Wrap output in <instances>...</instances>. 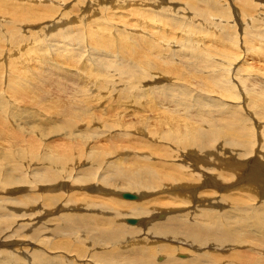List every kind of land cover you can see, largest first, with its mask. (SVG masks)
<instances>
[{
	"label": "bare ground",
	"instance_id": "obj_1",
	"mask_svg": "<svg viewBox=\"0 0 264 264\" xmlns=\"http://www.w3.org/2000/svg\"><path fill=\"white\" fill-rule=\"evenodd\" d=\"M67 1L68 0H0V41L1 40L4 41L5 39V43L1 42L4 44L2 45L6 47L5 45L7 41V44L9 45V47H11L12 50L16 48L20 49L18 50L19 52L17 54L14 53L12 54L15 55V57L22 55L21 56L22 60L25 59V61L30 62L31 60L30 58L26 60L25 55L33 56L36 54L37 56L36 58L38 59H36V61L34 60L32 61L36 62L35 64L39 62L38 63L39 65H37L35 68L29 66V63H24L27 66H23L20 65L18 62H16L19 64L18 65L20 66L19 68L14 64L10 65V62L7 63L4 62L6 64H2L0 62V91L2 94L3 92L6 93L7 97H9L8 99L11 100V102L8 104L14 103L15 106L17 105L20 106L22 104L24 107L26 106V108L27 106H30L33 110L37 109V111L41 109L40 111L45 112V114L50 117V120H48L49 118H45L48 122H51L52 121L51 119H56V120L59 119V121L61 119H64L65 121L68 120L67 122H69V124L73 126L70 127L71 129L69 128L70 130L67 129V131L71 135H73L72 141L76 140L81 135L79 134L80 133V130L78 129L79 127H83L87 130L91 128L92 130L90 131L93 133L97 130V128H100L99 126L96 128L95 125L107 123L104 121L101 122V120L99 121V118L96 117V115H94V113H96L95 108L99 105V103H102L103 105L102 107L106 108L104 107L105 106L104 98L107 97V93H110L111 96L119 93L111 92V90H113L112 88L115 87L113 86L114 83H111L112 81L108 82L109 79L107 81H99L101 80L99 79L100 76H98L99 71L96 69L95 66L96 64L94 65V63H92L91 61V60L93 61L95 60L94 56L90 54V51L89 54L87 51H85L86 46L84 51L85 53L87 52L88 54L87 57L81 56V53H79V56L74 57V59L69 56H65L61 58V56L53 52H51L50 55L51 57H50L48 55V53L50 52H47V49L40 48L42 43H39L38 41L37 43L36 41H31L30 39L29 41L30 44H29V42L27 41V37H22L21 39L20 27H26V24H30L33 22L40 23L41 21L43 22H41L40 24L43 25L44 23L47 22V19L49 20L48 25L46 24V26L44 27L42 26L41 30L42 32L45 33V29H46L47 36H49V38L47 37L46 38L42 37V38L43 40L46 39V41L52 39L54 42L52 44L53 48L54 46L59 48L60 45L58 46V44L62 43L61 44L62 47H60L59 49L60 51L61 50L71 51V49H74L73 48L74 45L72 46L73 41L77 42L79 46L83 44L82 43L83 40H85L91 46V50L92 49L93 50L95 49V51L97 50V53L99 52L98 50L100 49L101 50L106 49L107 51L109 50V52H111L110 50L113 48L115 52L118 54L125 55L126 52L128 58L123 60L124 56L123 57L118 56L119 58L122 59L121 61L122 63L125 61H131V62L133 61L138 64L141 63V65L144 67V69L143 68L142 69L144 71L143 75H145V77L147 76L152 77L154 74H156L154 75V77L158 75L157 78L162 79L161 78L162 76L164 77L163 79H166V81L168 82H174L175 79L176 81L179 80L178 84H184V81H187L189 85L196 84V82H198L200 86H198V84H196V86L202 88L203 91L201 92L208 93L207 95L216 97L217 99H219L221 96H226L227 93L230 92L228 98L238 103L227 104L226 102V104H224L225 103L224 102L223 103L224 107L220 106L217 108L216 107L207 108L204 105L203 107H201L200 104L195 106V103L198 99L195 100L194 104L192 101L193 99L192 100L188 99L189 102H191L192 104L185 103L183 99H187L188 94L190 92L188 91L189 93L187 92L184 93V90L181 89L177 90V88L174 89L177 91V92L175 91L176 94L174 93L173 90V93L175 94L174 96L177 99L176 98L172 99L171 97L168 99H164L166 101H162V99L158 101L157 99H159L161 97L160 95H162L163 93H161L160 95H155L156 93L153 92L152 90L151 91L144 90V92L136 91L134 85H131L128 89H126V87L125 88L120 87V89L124 88L129 93L128 94L124 93L123 97L117 95L116 97H113L114 99L115 98H117L116 100L121 99L122 103L126 102L128 104H130L129 102L135 103L137 100L138 101L143 100L146 102L148 101L149 103H147V105L145 106V109L148 112L151 111L152 105L158 102L159 107H157L156 114L158 113L159 114L156 116V121L154 120V123L160 125H168L172 129H174V131H164L158 129L151 131L148 128L150 127L152 121L151 118L148 117L147 115H145L144 117L141 116L143 117L141 121L137 120L138 122L129 124L130 127L141 132L142 134L141 136L148 135L150 139L151 138H154L156 140L162 139V142L168 141L170 145L174 146L178 150H171L172 148L170 150L165 149V146L164 148L163 147L160 148L157 145L154 146L152 144V141L155 140L152 139V141L150 142L149 139L148 140L149 142L147 140L146 142L144 141V143L141 144L142 145L141 149H139L140 152H143L142 155L143 158L141 157L143 161L140 160L141 162H143L142 165L137 164V166L135 167H133L132 165L130 167V164L133 163V161L130 163L131 160L128 158L130 160L129 167H123L125 164L123 166L121 165L122 167L121 166L114 167L115 164L113 163V161L112 164L108 166L106 164L104 165V163L108 164L110 162L109 160L112 154V150H110V147L115 146V144L111 145L109 149L106 146L107 149L110 151V153L104 159H83L81 161L75 162L76 159L87 154L93 148L91 145L93 141H88V142L80 141L77 142L65 155H63L57 160L59 166L47 164L45 166V172L39 173L42 175L38 178H35L37 185H39L40 181L42 182L44 180L46 185L38 186L39 187L38 189L35 186H33L32 187L33 189L31 190L40 191V193H42V195L45 197V201H44L45 208H50L51 206L53 207L55 205L52 209L54 208H57V210L65 209V212L62 215L63 218L61 219L66 226H69L71 233L72 232L75 233L76 231L75 227L81 226L84 218V216H82V213H79L78 211L85 210L84 214L90 213L91 219L89 221L91 226L89 227L94 228L95 231H99V233H101L100 236L98 235H96V237L92 236L94 237V240L92 239L93 240L92 243L104 242L105 241L104 235L109 234L111 236L112 242L116 245V241L120 236V232L115 225L122 226V224L126 222L122 220V216L126 218L140 217L141 219L138 221L136 220L137 218L136 219L131 218L135 220V222H130V223L134 224L137 221V224L139 225L135 227L138 228L140 227L141 224L140 228H143V235H145L144 236L145 242L147 241V238H149L155 244L160 246V249L158 250V254H157L158 260H160V257L162 256L163 260H167L168 262H174L178 264H181L180 262L183 261H187L185 264H264V228L262 229V234L261 235L259 234L260 236L257 234H253L255 232H258L256 231L257 227L261 228L262 226H264V216L263 217L260 216L261 209L264 214V200H262V203H260V200L263 198L261 197V192H260L261 190L259 187L261 185L262 191H264V154H261L259 158L256 157V159H254L255 157L254 158L251 157L252 154L256 153L254 152L256 148L254 145L256 144H254V142L251 140L252 137L253 139L260 140L259 145L260 144L262 145V143L264 144V75L257 73L258 74L257 78L247 77L248 79L242 78L243 75H241V77L238 76L237 78L238 79L237 84H235L234 81L232 82V78L233 77L236 78L235 76L237 75L231 78V76L226 74V72L224 71V70H229L228 67H224L223 70L222 65L223 63L226 62V61L224 62L225 57L232 58L235 61V59H238V56L237 54L231 53L228 50L220 49L219 51H217L220 53V55L223 56V58L216 57V59L218 60H216L215 58L214 59L210 58L211 62H209V60L206 58L205 62L210 70H208L207 68H205V70L202 69L203 72L202 71L201 73L196 72V74L200 73L201 75H196V76L195 73L193 74L192 72L191 74L193 75L191 76L189 75L190 74L189 71L191 70L188 71V76H186L185 73H184L185 75H183L184 72L183 70L186 68L180 70L179 66L174 65L176 64L179 58H176L175 55L171 54V52H167V53L165 52L166 53L165 55L163 52H162L163 55L158 53L159 49L161 48L165 47L169 49L171 47L170 44L172 42L170 39L167 38L170 35L168 30L163 26L162 28H159L161 25H164L163 23H161L162 21L159 20L162 18L163 21H166L167 23H169L171 20L176 23L174 25L172 24V26L174 27V29H178L180 32L183 33L182 38H184L191 45L193 51H195L194 52L195 54L206 56L204 50H201L199 48L200 45H198V43L200 39L198 37L193 36L194 35L193 32H195V30H193V32H189V28L183 25L184 23L189 24V22H191L193 18H191V16H188L186 10L183 9L180 10L175 6L178 7L179 5L180 6L184 5V9H186L188 6L192 12V15L195 16L196 14V18L202 23L203 31L206 33L201 35L206 40L207 38H209V40H216L215 41L216 43H220V44L224 43L226 45H231L232 43L238 48H240L241 46H245V47L247 46L246 47L247 51L256 54L257 56H261L262 53L264 54V33L262 32L261 28L256 27V25L264 26V22L259 21L258 19H254V17L252 16L237 15L242 13L243 11L242 3L245 0H236V3H240L237 10H235L236 14L234 13L235 11L233 12V10L230 8L231 2L229 0H184L185 4H182L178 0H165L164 2L166 3L168 1V5L166 6L160 4L163 0L161 1L150 0V2H148V0L147 1L145 0V2L144 0H93L92 2L95 3L93 7L96 5L97 7L92 8L88 14V17L90 18V22L86 21L85 19L82 20L81 16L83 15H81L78 18L71 17L68 15L69 12L64 10L63 11L61 10L59 15H57L58 13L56 12L60 11L59 9L64 7ZM258 1H260V3L262 4L251 3L249 5V9H251L253 13H259L258 8H260L262 10V15H264V0H258ZM134 3H140L144 5L141 6L139 4L138 6V4L134 5ZM169 5H174V6H169ZM77 8L76 11L79 10ZM42 9H44V11ZM99 9H100V13H99ZM122 9H128L132 11V12H127V10L123 11V12H127V14H131L132 19L134 18L133 12L140 11L141 14H143V12L150 13L148 9L153 10L155 15H151L149 17L147 16V14H143V16H147V18H149L148 20L149 24L145 26L142 25L140 30L137 29L138 28L137 23L139 22L137 17H136L137 23L135 22V20L134 21L132 20L133 21L132 24L135 22L137 24V27L136 26L134 27V24L127 25V21L126 24L123 25V23L117 24V22L120 21L114 20L116 22L115 23L113 21L111 22L110 20L108 21L106 20L108 18L107 16H110L111 17L110 19L113 18V13L109 12V10L120 11ZM38 10L39 11L42 10L43 13L41 12L39 13ZM76 11L75 14L78 13ZM158 11L161 12L157 13ZM108 13L109 14L111 13L112 16L107 15ZM168 14L171 16H175V18H183L184 20H180V19L175 20L173 18H170ZM159 15L163 17H160ZM181 15H183L184 17H182ZM237 18L240 21V23L238 24L235 23L238 21ZM154 19L156 20L158 19V22L156 21V23L154 22L153 24H150V22L152 23ZM143 20H145V18H143ZM249 20H252L254 22L253 23L251 22L250 26L248 25L246 26L244 23L248 22ZM128 21H131V18ZM215 22L223 26V28H226L228 33L226 32L227 34L223 35L220 34L219 32H215L216 30H212L215 28L214 26H212L214 25ZM113 23L115 25H113ZM129 23L130 22H128V24ZM191 24H197V22H191ZM239 24L241 25L244 24L243 26L248 28L245 29L246 32L243 35V37L241 32L239 33V32H235L234 30H229L230 27L235 28V26L237 29ZM151 26H154L155 28H157V30L154 31L153 28L151 29L150 32L149 27ZM73 28L77 29L78 31L72 33ZM79 30L84 32L85 38H82V34ZM152 30L154 32H152ZM212 32L216 33L214 35L220 37V40H217V38L214 37L213 34H211ZM44 35H46V33ZM35 36H32V38L34 37L35 39ZM225 36H227V39H224ZM254 41H258L259 45L263 48L261 49L254 48L255 47ZM44 43L46 47V42ZM27 45L29 46L28 48H26ZM140 45L141 46L144 45L145 47L144 49L142 48V51L139 50ZM121 46H123L124 49H120ZM147 49L150 50L148 52H150L151 54L157 53L159 54V56H157L156 59L153 60L150 59L147 54ZM114 50L112 51L114 52ZM11 52L12 51L10 50L9 52L10 55H12ZM71 52H74V50ZM83 52L82 54H84ZM3 54H4V50L2 49L1 46L0 58ZM94 54H96V52ZM55 56L60 57L61 64H59V62L58 63L54 62V60L56 59L54 58ZM111 56L113 55L111 54ZM107 57L109 58V56ZM103 58H106V56ZM3 60L5 59L3 58ZM168 62H171V65H167ZM31 63L33 62H30V65ZM119 64L121 66V63ZM162 65L169 67L162 68L161 67ZM112 66L114 65H111L109 67ZM101 67L102 66H100V68ZM220 68L223 71L222 70L217 71L220 70ZM255 68L256 66L254 67V69ZM156 69H163L164 71L156 70ZM188 69H186V71ZM233 69H234V64H232L231 66V71H233ZM258 69H261V71L264 72V69L262 67L261 68L258 67ZM236 70H234V72H236ZM117 71L118 72L116 74L122 73L120 69H117ZM110 73L111 72H109V74ZM229 74L231 73L229 72ZM68 76H70V78H68ZM247 76H249V74H247ZM53 78H55L56 81L53 80ZM72 78H76V79H72ZM113 79L114 78H112V80ZM251 79L252 80L255 79V81L253 82L251 81ZM77 84L83 85L86 89L76 88L73 91H70L71 92L70 95H66L64 93V90H66L67 88L68 89L72 88ZM46 85H49V87L53 86L54 89L53 90L50 89L53 98L49 96L51 95L49 94L50 90L49 92L47 91L48 86ZM237 85L240 86L242 91L241 90L239 91ZM164 86H166V84L159 85V87L157 86V89H161L162 91ZM177 86L179 87V85ZM155 91L157 92L156 88ZM55 92L57 93V95L55 94L56 97H54ZM191 92L193 93V91ZM240 92H242V94ZM46 95H48V97L50 98H48ZM27 96H29L30 100L27 98ZM170 96L172 95L170 94ZM208 99L210 98L208 97ZM106 100L108 101V98H106ZM223 100H226V98ZM241 102L243 105L240 104ZM108 103L107 105L109 106V108H112L110 102ZM123 104L122 106L120 104H114V105L112 104V105L113 108L116 109L117 107L115 106L119 105L122 108L124 106ZM210 106H213V104ZM245 111L247 112L248 116H246L247 114ZM43 112L42 114H44ZM246 117L249 118V122L250 124H252L251 127L248 126L249 123L245 122V120L247 119ZM0 118L4 119L1 117V115ZM88 119L89 121L85 123L86 120ZM253 120L255 122L254 127L256 131L252 130ZM112 124L114 125V122ZM243 124H245L246 127L245 125L243 126ZM125 125L129 126L128 124L125 123L123 125L118 124L117 126H125ZM3 126H4L3 128L4 133H2V131L0 130V149L3 144V141L7 140L8 138L10 139V136L12 134L14 136L21 137L20 135L18 136V131L15 130L16 127H13L11 129V127L6 125V123H3ZM101 126L103 127V125ZM29 127H30L28 128L29 133H32L33 131L37 130V129L33 130L31 126ZM53 127H56V125ZM93 127L96 128L95 131L93 130L94 129ZM138 127L140 130L138 129ZM258 127L259 128L261 127L260 136H259ZM42 129L44 130V128ZM105 129H106V124H105ZM45 131L48 132L49 130H45ZM74 131H77V133H74ZM43 132L40 133L42 134ZM53 132L55 134H51ZM44 133L43 135L46 136L47 133L46 135ZM65 133L66 131L64 127H62L61 130L53 128L48 133L50 135L48 139L51 141ZM126 138L127 136L125 137V139ZM21 139L25 140L24 142H22L21 140L22 143L28 144V146H26L25 144L26 147H22V148L25 149L24 151H27V153H29V156H27V160H26L27 165H25V167L27 168L28 166V168L31 170V173L34 170L42 169L44 167L43 164L45 162H42L40 160L46 156L53 154L60 143V141H58L59 143L56 144H51L48 141L47 143H45V141L43 143L41 142L40 137L36 135V133L35 136H33V134L30 136L23 134ZM20 145L21 143H16V141L15 142L11 141L9 149H16ZM94 146H97L95 142H94ZM253 147L255 148L254 150L251 151ZM149 150H153V151L149 153ZM6 151L4 150L0 152V160L4 161V158L7 154ZM263 151H264V145H262V148L259 153H262ZM231 152H233L232 155ZM19 153H16L18 158L20 159L25 158ZM99 153H103V150H100ZM118 154H119L118 151L115 150L112 155L115 157V155L117 156ZM170 155H172L173 157L172 158L169 157ZM125 157H127V154ZM37 158L38 161L36 162L35 159ZM157 159H159V161ZM155 160L157 161L154 163ZM8 163L5 162L2 163V165L6 164L3 170H6L7 172L3 173L2 176L0 175V178H4L6 174L13 175V173L17 177L18 175H16V173L18 171H21L22 169L21 162L15 160ZM101 164L104 169L103 171L106 174L103 177L105 176L107 177L109 172H112L114 170L115 172L114 173L112 172L113 175L115 174L119 175L123 172L120 175L119 179H117V181L121 180L118 181L119 182V184L117 183L118 185L123 184L121 188L122 191L124 184H126L127 181L130 180V182L126 184L127 186H129L128 189L129 190L137 189L140 192H144V194H139L140 196L143 197L145 196L146 198H148L149 195L150 197H152L154 193L157 194L159 193L161 194L160 198H165L163 197V195L165 196L167 195L171 199L178 198L180 200V204L176 207L171 206L170 208H159L155 204V200H157L158 197L157 198L152 197L146 199L145 201L138 200V202H140L138 203L137 201L136 202L128 201V200L138 199L139 196L136 194H135V198H125L124 196L122 197V192H120L118 196L115 191L111 189H107L109 186L108 187L99 186L97 184L98 181L96 182L97 179L94 180L96 184L92 181L93 176L97 175L98 170H100L99 168ZM136 168L142 169L144 171L143 172L140 171V173L142 172L141 174L140 173L136 174L135 173ZM126 169H130V170H126ZM70 171L75 172L74 173L75 177H73L74 176L73 174L72 177L76 182H80L84 186L86 185L85 187L82 186V190L91 189L92 191H96L95 196L102 195L106 199L111 201V203H109L107 206L108 211L104 213L105 216L99 217L97 215V211L93 210L94 206L89 207L90 204H88V202L92 203L91 205H95L97 201L93 199V196L89 200L90 198L89 195L86 192H82V190L78 191L76 189H73V193L68 198V200L67 201L65 200L66 202L60 205L63 197L69 196V194H67L66 192L68 191L66 190L67 188H64L67 185V183L63 182L64 180L62 181L60 178L64 177L67 174V172ZM35 176H37V174ZM105 181L109 182V184H112V182L108 180ZM89 184L92 186H89ZM5 188L9 193L14 192L11 191V188L13 187L0 185V191H2ZM58 188H64L66 191H62L61 189L57 191ZM15 192H18V190ZM238 195H244L248 199L241 201L237 198ZM38 196L39 194L37 196H34V198H37ZM2 197L4 199H2ZM2 197L0 196V200L7 202V200L8 201L10 200L11 196L4 195ZM119 197H121L122 199H120ZM123 198L128 200H125ZM153 198L155 200H152ZM81 199L84 200L83 201L84 203H82ZM24 200L20 199V201H22L21 203H23ZM9 202H13V201L10 200ZM75 202H77L76 205L73 204ZM166 202L168 203L167 200ZM246 202L249 203L246 204ZM255 203L256 204L260 203L261 208L255 210L254 208ZM244 212L245 214L247 213L252 214L255 218L247 219L250 221V223H248L246 219L242 220L240 215L241 213ZM34 214H36V212ZM158 215L159 216L163 215L161 216V218L164 217L166 219L165 220L163 219V221H159V223H156L157 222L156 218ZM33 218L37 219V217L36 218L33 217ZM198 220L206 221L208 223L200 224L201 222H199ZM79 222H81V224ZM86 223H88V221H86ZM63 231L64 230H59V231H55V233L59 235ZM79 233L81 234V232ZM206 233L207 236H204ZM127 235L132 236L130 233H128ZM64 237H61L60 239L61 241L59 243L61 242L63 243ZM243 242H245L246 244H243ZM90 243H91V239L87 244ZM77 246L82 247V245L81 246L77 245ZM76 249L77 248L75 247V250ZM78 249L80 250V248ZM183 249L190 250L191 252L189 253V255L179 253ZM66 250H69L68 252L70 255L65 254L66 251L62 252L63 253L62 255L66 257L75 255L76 259H79L83 262L81 264H85V261H83L85 259H82L84 258L85 255L80 254L81 252L79 253L77 250H76L77 252H75L71 244L70 245L68 244L66 246ZM85 251H89V247L88 249H85ZM8 253L9 252L7 250L3 251L0 249L1 260L7 258L9 255ZM99 253L103 254L101 252ZM105 254H110V253H105ZM139 256L140 254H137L136 256L127 254L115 258L116 261L110 264H115V263L137 264L138 261L137 258ZM243 256H247L248 259L247 260L242 259ZM112 259H114L113 255H112ZM14 261L15 259H13L12 263L15 264L16 261L15 262ZM42 264H48V261H45Z\"/></svg>",
	"mask_w": 264,
	"mask_h": 264
},
{
	"label": "rangeland",
	"instance_id": "obj_2",
	"mask_svg": "<svg viewBox=\"0 0 264 264\" xmlns=\"http://www.w3.org/2000/svg\"><path fill=\"white\" fill-rule=\"evenodd\" d=\"M92 1L93 0H71V1L68 0L66 2L65 6H64L65 8L64 7L60 8L59 9L60 11H57L56 13H58L57 15H59V13L61 12V10L62 11L64 10V11L69 12L68 15L71 16V17L78 18L81 15H83V16H81L82 20L85 19L86 21H89L90 22V18L88 17V14H89V12H90V10L92 8H96L97 7V5L93 7V5L95 3H93ZM164 1L165 0H163L160 4L163 5V6L168 5V1H167V3L164 2ZM178 1L181 2L182 4H185V1L184 0H178ZM229 1L231 2L230 8L234 12L235 10H237V8L239 7V4L240 3H236V0H229ZM74 2H77V3H74ZM144 2H145V0H144ZM148 2H150V0H148ZM41 3H42V1H41ZM251 3H258L259 4L260 1H258V0H245L242 3V8H243L242 13L241 14H237V15H248V16H252V17H254V19H258L259 21H263L264 22V15H262V10L260 8H258V10H259L258 12L259 13H253L252 10L249 9V5ZM74 4H76V5H74ZM137 4L139 6L140 3H134V5H137ZM260 4H262V3H260ZM78 5H79V7H78ZM140 5L143 6L144 4L143 5L140 4ZM169 6H174V5H169ZM232 6L234 7V9H233ZM175 7L178 8V9H180V10L181 9L186 10L187 13H188V16H191V18H193V20H191V22H197V24H191V22H189V24H185L184 23L183 25L184 26H187V28H189V32H193V30H195V32H193L194 33L193 36L198 37L200 39L199 40V43H198V45H200L199 48L201 50H204V52L206 54V56H203V55H199V54L197 55V54L194 53L195 51H193V48L191 47V45L184 38H182V34L183 33L180 32L178 29H174V27L172 26V24L173 25L176 24L174 21L171 20L172 22L170 21L169 23H167L166 21H163L162 18L159 19V20L162 21V22L161 21H159V22H161V23L164 24V25H161L159 28H162V26H163L164 28H166L168 30V32H169L170 35L167 38L170 39L172 42L170 44L171 47L169 49H167L165 47L164 48H161V49H159L158 53L161 54V55H163V53H164V55H165L167 52H171V54L175 55L176 58H179L178 61L176 62V64H174V65L179 66L180 70H182L184 68H186V69L190 68L187 71H186V69H184L183 70L184 71L183 72V75L186 74V76H188V71L189 70H191V71H189V73H190L189 75L190 76L193 75L194 73H195V76L196 75H201L200 74L201 71L203 72L202 69L205 70V68H207L208 70H210L208 68V65L205 62V59L207 58L209 60V62H211L210 61V58H213V59L214 58L216 59V57L223 58V56L220 55L219 52H217L220 49L228 50L231 53L237 54V56H238V59H235V61L232 58L225 57L224 62L225 61L226 62L223 63V65H222L223 66V70H224V67H228L229 70H224V71L226 72V74L230 75L231 78L233 76L237 75V76H235L236 78H234V77L232 78V82L234 81L235 84H237V82H238V79H237L238 76L241 77V75H243L242 78H244V79H248L247 77H249V78H253V77L255 78L256 77L257 78V76H258L259 73L261 75H264V72H262L261 69H258V67H260V68L262 67L264 69V56H263L264 54L263 53L261 54V56H257L256 54H253V53L248 52L247 49H246L247 46L246 47L245 46H241L240 48H238L237 46H235L232 43H231V45H226V44L222 43L223 44L222 45L220 43H216L215 42L216 40H209V38H207V40H206L201 35V34H206V33L203 31V25H202V23L196 18V14H195V16H193L192 15V12H191V10L189 9L188 6H187L186 9H184V5H182V6L179 5L178 7L177 6H175ZM76 8L79 9V10L76 11ZM42 10L44 11V9H42ZM42 10H40V11L38 10L39 13L40 12L43 13ZM87 10H89V11H87ZM125 10H127V12H132V11H130L128 9H122L120 11L119 10H109V12H112L113 13V18L110 19L111 17L110 16H107L108 18L106 20L107 21L110 20L111 22L112 21L113 22L120 21V22H117V24L123 23V25L126 24V21H127V25H133L134 24V27L135 26L137 27V24H138V28L137 29L140 30V28H141L142 25L145 26V25L149 24V21H148L149 18H147V16L150 17L151 15H155V13H154L153 10L148 9V11H150V13L143 12V14H147V16H143V14H141L140 11H137V12H133V15H134L133 17L134 18L132 19V15L131 14H127V12H123ZM75 11L78 12V13L75 14ZM159 12H161V11H158L157 13H159ZM85 13H87V14H85ZM99 13H100V9H99ZM234 13L236 14V11ZM73 14H74V16H73ZM46 15H48V14H46ZM107 15H111L112 16L111 13L110 14L108 13ZM181 16L184 17L183 15H181ZM117 17L119 18V20H118ZM136 17H137V19L139 21L138 23H137ZM160 17H163V16H160ZM169 17L170 18H173L175 20L176 19L184 20L183 18H175V16H171V15H169ZM105 18H106V16H105ZM121 18H122V20H121ZM130 18H131V21H128V20H130ZM143 18H145V20H143ZM132 20L133 21L135 20V22L137 24L135 22L132 24V22H133ZM154 20H153L152 23L150 22V24H153L154 22L156 23V21L158 22V19L157 20L154 19ZM237 20L238 21L235 22V23H237V24L240 23V21H239L238 18H237ZM48 21L49 20L47 19V22L46 23H44V24L42 23L43 25L40 24L43 21H41V22L39 21L40 23H38V22H35L34 23L33 22L34 25H33V23H30V24H26V27H20L21 28V36H20L21 39H22V37H27V41L28 42L31 39V41H36V42L38 41L39 43H42V45H41L40 48L41 49H43V48L47 49V52H50V53H48L49 56L51 55V52H53V53H57L59 56H61V58L62 57H65V56H69V57H72L74 59V57H78L79 56V53H81V56H86L87 57V55L89 54V51H90V54L93 55L94 56V59H95L94 61L93 60H91V61H92V63H94V65L96 64L95 65L96 66V69L99 71V75L98 76H100L99 79H101L99 81H107L109 79L108 82H111L112 81L111 83H114L113 86L115 87V88H112L113 90H111V92H115V93H119V94H115V95H112L111 96L110 93H107V97L106 98H108V101L106 100V98H104L105 99V101H104L105 102V104H104L105 106L104 107H106V108H103L102 107L103 106L102 103H99V105L95 108V111H96L97 114L94 113V115H96V117L99 118V121L101 120V122L102 121L107 122L105 124H106V129H107V126H108V129L107 130L105 129V124L104 123L103 124H100V125L99 124L95 125L96 128L98 126L100 128H97V130L95 131L96 128L93 127L94 128L93 130L95 131L93 133L90 131V130H92L91 128L87 130V129L83 128V127H79L78 128L80 130V133L79 134H81V135L76 140L72 141L73 135H71L67 131V129H69L70 127H73V126L71 124H69V122H67L68 120L65 121L64 119H61L59 121V119L58 120L51 119L53 122L52 121L51 122H48L45 118H49L48 120H50V117L48 115H46L45 112L40 111L41 109L39 111H37V109L36 110H33L30 106H27V108H26V106L24 107L22 104H21L22 106L21 105L20 106L19 105L15 106L14 103L8 104V103L11 102V100L8 99L9 97H7L6 93L3 92V94H2L1 91H0V115H1L2 118H4V119H1L0 118V122H1L0 123V130L2 131V133H4V129L3 128H4L5 125L3 126V123H6V125L10 126L11 129L13 127H16L15 130L18 131V136L19 135L21 136V137H17V136H14L12 134L10 136V139L8 138L7 140L3 141V144L1 146L0 152L1 151H4V150L5 151L7 150L6 151L7 154H6L5 158H4V161L3 160H0V175L2 176L3 173H6L7 172L6 170H3L4 166L6 165V164H3L2 165L3 162L8 163V162H12V161H15L16 160L18 162H21V164H22L21 171H18L16 173V175H18L17 177L13 173V175L12 174H6V176L4 178H0V185L13 187V188H11V191H14V192L9 193L6 188L3 189L2 191H0V196L1 197L4 196V195L5 196H11L10 197V200L13 201V202H9L10 200L9 201L7 200V202H4V201H1L0 200V204H1V206H0V249L3 250V251L7 250L9 252L8 253L9 255H8L7 258H4L3 260H1V258H0V263L1 264H14V263H12L13 259H15V261H16L15 264H39V263L42 264L45 261H48V264H81V263H83L81 260L76 259V256L75 255L69 256V257H66V256L62 255L63 254L62 252H64V251H66L65 254H69V252H68L69 250H66V246L68 244L69 245L71 244V246H73L74 250H75V247H76L77 248L76 250L79 253L81 252L80 254H84L85 255L84 258H82V259H85V260H83V261H85V264H110V263L116 261L115 258L124 256V255H127V254L128 255H133V256H136L137 254H140V256L137 258V260H138L137 261V264H178V263H174V262H168L167 260H163L162 259V256L160 257V260L157 259V254H158V250L160 249V246H158L157 244H155L149 238H147V241L146 242L144 241V236L145 235H143V228H140L141 227V224H140V227L139 228L138 227H135V226L139 225V224H137V221L141 219L140 217H131V218H134V219L137 218L136 219L137 220L136 223L132 224V223L128 222V219H131V218H126V217H123L122 216V220L123 221H126V222H124L122 224V226L121 225H115L116 228L120 232V236L118 237V239L116 241V245L112 242L111 236L109 234L104 235V237H105V241L104 242L92 243V241L94 240V237H96V235L100 236L101 233H99V231H95L94 228H90L89 227V226H91L90 225V221H89L91 219L90 218L91 214L90 213L89 214H84L85 213V210H79L78 211L79 213H82V216H84V218H83L82 224H81V222H79L81 224V226L75 227L76 228L75 233H73V232L71 233V230H70L69 226H66L65 223L61 219V218H63L62 215L64 214L65 209L64 210H57V208H54L55 209L54 210L52 208L55 205L53 207L51 206L50 208H45V206H44L45 205V202H44L45 201V197L42 195V193H40V191H32L31 190V189H33L32 188L33 186H35L38 189L39 188L38 186L46 185L45 180L42 181V182L40 181L39 182V185H37V182H36L35 178H38V177H40L42 175V174H39V173H44L45 172V166L47 164L54 165V166H59L57 160L60 157H62L63 155H65L77 142H80V141H85V142L93 141V143H91V145L93 147L92 150H91L92 153H91V151L88 152L87 154H85V155L79 157L78 159H76L75 162L81 161L83 159H104L110 153V151L108 150L109 147L111 145H114L115 144L116 147L115 146H111L110 147V150H112V154H113V152L115 150H117L119 154L117 156L115 155V157L111 154L110 160H109L110 162L108 164L107 163H104V165L106 164L108 166V165L112 164V161L115 164L114 167H116V166L120 167L121 165L123 166L124 164L125 165L123 167H129V164L132 161H133V163L130 164V167H131V165L133 167H135V166H137V164L138 165H142L143 164V162H141V161H143V159H141V157L143 155V152H140L139 149H141V146H142L141 144H143L144 141L146 142V140L148 141L150 139V137L148 135L141 136L142 135L141 132H139V131L131 128L129 124L134 123V122H138L137 120H140L141 121V119L145 115H147L148 117L151 118V121H152V123L150 124V127L148 128L151 131L156 130V129H158V130H164V131H174V129H172L168 125H160V124H155L154 123V120L156 121V116L159 114V113L156 114L157 107H159L158 102L155 103V104H153L152 105V108H151V111L148 112L145 109V106L147 105V103H149L148 101L146 102V101H143V100H139V101L137 100L135 103L134 102H132V103L129 102L130 104H128L126 102H123L124 103L123 104L121 102L122 101L121 99L120 100L119 99L116 100L117 98L114 99L113 97H116L117 95H119L120 97H123V94L124 93L125 94H128L129 93L128 91H126L124 89L125 87H126V89H128L131 85H134L136 91L144 92V90H149V91L152 90L153 92L156 93L155 95H160L161 93H163L162 95H160L161 97L159 99H157L158 101H160L161 99H162V101H166L164 99H168V98H171V97H172V99L173 98H176L174 95L176 94L177 91L174 90V89H176V88H177V90H180L181 89V90H184V93L185 92H187V93L190 92L188 94L187 99H183V101H185V103L192 104L191 102H189L188 99H191V100L193 99L192 101H193V104H194L195 100L198 99L196 101L197 104L195 103V106H197L198 104H200L201 107H203V105H204L207 108H210V107H213V108L216 107L217 108V107H220V106L221 107H224L223 106V103L224 102H225L224 104H226V102H227V104H237L238 102H235V101L231 100L230 98H228V95L230 94V92L227 93L226 96H221L219 98L220 100L217 99L216 97H212L210 95H207L208 93L201 92L203 90H202L201 87H198V86H200V84L198 82H196V84H198V86H196V84H192V85L190 84L189 85V83H187V81H184V80H183L184 81V84H178L179 80L176 81V79L174 80V82H168V81H166V79H163L164 77H162V76H161L162 79H158L157 78L158 75L154 77V75H156V74H154V75L152 74L153 75L152 77H149V76L145 77V75H143L144 74L143 73L144 72L143 71L144 67L141 65V63L138 64V63L133 62V61L132 62L131 61H125V62L122 63L121 62L122 59L119 58L118 56H121V57L124 56L123 57V60H124V59L128 58V56L126 55V52H125V55L118 54V53L115 52V50L113 48L110 50L112 53L109 52V50L107 51L106 49H103L104 51L100 49V50H98L99 52L97 53V50L96 51H95V49L94 50L93 49L91 50V46L85 40H83L82 41L83 44H81L79 46H78V43L77 42H75V41L72 42V46L74 45L73 46L74 49H71V51L74 50V52H71L70 50H68V51H62L61 50L60 51L59 49H60V47H62V45H61L62 43L61 44L60 43L58 44V46L60 45L59 48H57L55 46L53 48L52 47V44L54 42H53L52 39H51L52 41L51 40H47L46 41V39L43 40V38H42V37L49 38V36H47V30L45 29L46 35H44L45 33L42 32V30H41L42 29V26L44 27V26H46V24L48 25V23H49ZM128 22H130V23L128 24ZM229 22H231V21H229ZM251 22L253 23L254 21L249 20L248 22H245L244 24L246 26L247 25L250 26L251 25ZM110 24H112V23H110ZM22 25H25V24H22ZM113 25H115V24L113 23ZM243 25L239 24L238 27H237V29H236V26H235V28L234 27H230L229 30H234L235 32H239V33L241 32L242 37H243V35L246 32L245 29H248L247 27H245ZM212 26L215 27L214 29H212V30H216L215 32H219L220 34H223V35H226L228 33L227 29L226 28H223V26L217 24V22H215L214 25H212ZM256 27H260L261 30H262V32L264 33V26L256 25ZM151 29H153L154 31L157 30V28H155L154 26L149 27L150 32H151ZM36 30H37V33H36ZM153 30H152V32H154ZM241 30L243 31V33H242ZM75 31H78V30L75 29V28H73L72 29V33L75 32ZM80 32L82 34V38H85L84 32L83 31H80ZM35 33H36V36H35ZM211 34H213V36L216 37L217 40H220V37H217V36L214 35L216 33L212 32ZM39 35H41V36H39ZM32 36H35V39L36 40L34 39V37L32 38ZM224 39H227V36H225ZM164 40H166V39H164ZM1 42H4L5 43V39H4V41L1 40L0 43ZM44 42H46V47L47 48L45 47V43ZM254 43H255V47L254 48H257V49L263 48V47H261L259 45V42L258 41H254ZM2 44L3 43L0 44V47L2 46V49L4 50V54L0 58V62L2 64H6L7 62H10V65L11 64H14L15 66H17L19 68H20V66H18L19 64L20 65H23V66H27L24 63H29V66H31L33 68H35L37 65H39L38 64L39 62H37V64H35L36 62H34V61H36V59H38V58H36L37 57L36 54L33 55V56H31V55H28V56L25 55L26 60L30 58L31 59L30 62H33L34 63V64L31 63V65H30V62L29 61H25V59L22 60V57H21L22 55L15 57V55L12 54V53L17 54L19 52L18 50H20V49L16 48V49H13L12 50L11 47H9V45L7 44V41H6V45H5L6 47L3 46L4 44L3 45ZM29 44H30V42H29ZM85 46H86V50H85ZM28 47L29 46L27 45L26 48H28ZM40 48H39V50H40ZM142 48L143 49L145 48L144 45L143 46L140 45L139 50L142 51ZM120 49H124V47L121 46ZM10 50L12 51L11 52L12 55H10V53H9ZM49 50H51V51H49ZM84 50L87 51L88 54H87V52L85 53ZM112 50H114V52ZM162 50H164V51H162ZM148 51H150V50L147 49V54H148L149 58L152 59V60L153 59H156L157 56H159V54H157V53H155V54L152 53L151 54ZM82 52L84 54H82ZM95 52H96V54H94ZM110 53L113 56H111ZM105 56H106V58H103ZM107 56H109V58L110 59L112 58V59L110 60ZM3 58L5 60H3ZM54 58H56L54 60V62H56V63L59 62V64H61L60 57L55 56ZM32 60H34V61H32ZM216 60H218V59H216ZM4 62H6V63H4ZM16 62H18L19 64L16 63ZM95 62H97L99 64H97ZM111 62H113V63H111ZM109 63L111 65H114V66L116 65V66L115 67L112 66L113 67V69H112V67H109V66H111ZM119 63H121V66H120ZM188 63H189V65H188ZM232 64H234L233 71H231ZM98 65L102 66L101 67L102 69ZM122 65H124V66H122ZM163 65L161 66L162 68L163 67L164 68L169 67V66H163ZM167 65H171V62H168ZM255 66H256V68L254 69ZM248 67H251V68H248ZM193 68L196 69V70H194ZM117 69H120L122 71V73L116 74L118 72ZM236 69L239 70V71H237ZM156 70L164 71L163 69H156ZM221 70L222 69L220 68V70H217V71H221ZM234 70H236V72H234ZM135 71H136V73H135ZM106 72H107V74H106ZM109 72H111L110 73L111 75L109 74ZM124 72H125L126 75L124 74ZM191 72L193 74H191ZM196 72H200V73H197L196 74ZM229 72L231 74H229ZM108 74H109V76H108ZM247 74H249V76H247ZM110 76H111V78H110ZM116 77H117V79H116ZM68 78H70V76H68ZM112 78H114V79L112 80ZM128 78H129V80H128ZM72 79H76V78H72ZM53 80H55V78H53ZM251 81L254 82L255 79H253V80L251 79ZM115 82H116V85H115ZM130 83H132V84H130ZM163 84H166V86H164V88L162 89V91H161V89H157V86L159 87V85H163ZM177 85H179V87ZM46 86H48V89H47L48 92H49L50 89H52V90L54 89L53 86L52 87H49V85H46ZM237 86H238L237 88L240 91L241 90L240 86L239 85H237ZM120 87H124V88L123 89H120ZM76 88H79L80 89V88H85V87L83 85H81V84H77V85L73 86L72 88H69V89L67 88L66 90H64V93L66 95H70L71 94L70 91H73ZM155 88H156L157 92L155 91ZM173 90H174V93L175 94L173 93ZM191 91H193V93ZM195 92H197V93H195ZM165 93H166V95H165ZM240 93L242 94V92H240ZM49 94H51V90H50ZM55 94L57 95V93L56 92L54 93V97H56ZM170 94L172 96H170ZM48 95H46V96L48 97ZM49 96L53 98L52 94L49 95ZM207 96L210 99H208ZM50 97H48V98H50ZM224 97L226 98L227 101L226 100H223V99H225ZM27 98L30 100L29 96H27ZM241 99H243V98H241ZM29 100H27V101H29ZM213 100H214V102H213ZM118 101H120V102H118ZM108 102H110V105L112 106V108H109V106H108L109 103ZM155 102H156V100H155ZM211 102H212L213 106H210V105H212ZM107 103H108V105H107ZM112 104L113 105L114 104H120L121 106L123 104L124 106L122 107L123 108L122 109L119 105H117V106H115V107H117L116 108L117 110H116L115 108H113V105ZM240 104H242V102ZM135 107H138V108H135ZM117 111H120V112H117ZM42 112L44 114H42ZM115 114H117V115H115ZM154 114H156V115H154ZM246 114H247V112H246ZM5 115H6V117H5ZM141 116H143V117H141ZM246 116H248V114ZM102 117H104V118H102ZM106 117H109V118H106ZM110 117L111 118L113 117V118L111 119ZM114 117H115V119H114ZM126 117H128V118H126ZM107 119H108V121H107ZM109 119H111V120H109ZM63 121H65V122H63ZM88 121H89V119L86 120L85 123H87ZM113 122H114V125L112 124ZM245 122L246 123H249L248 124L249 127L252 126V124H250V122H249V118H247L245 120ZM85 123H83V124H85ZM124 123L125 124H128L129 126H126V125L125 126H117L118 124L123 125ZM252 123H253V129L252 128L251 129L253 131H256L255 130V127H254V123H255L254 120L252 121ZM55 125H56V127H53ZM101 125H103V127ZM244 125L245 124H243V126ZM29 126H31L33 130H36V129L37 130L36 131H33L32 133H29V130H28V128H30ZM49 126L52 127V128H50ZM41 127L44 128V130ZM62 127L65 128L66 133L60 135L59 137H57L56 139H58V140L53 139V140H51L52 141L51 142L48 139L50 137V135L48 134L50 132V130H52L53 128L54 129L61 130ZM245 127H246V125H245ZM115 128L116 129L119 128V129L116 130ZM11 129H10V131H11ZM138 129H139V127H138ZM45 130H49V131L47 132ZM258 130H259V136H260L261 127L260 128L258 127ZM43 131L46 132L47 135ZM40 132H43L46 136H44L43 133L41 134ZM71 132H72V130H71ZM96 132H98V133H96ZM35 133H36V135H38V137H40L41 142H43V143H44V141H45V143H47V141H48L51 144L59 143L58 141H60V143H59L58 147L56 148V150L54 151L53 154H51L49 156H46V157H44L43 159L40 160L42 162H45L43 164L44 167L42 169L34 170L31 173V170L28 168V166H27V168L25 167V165H27L26 164L27 163L26 160H27V156H29V153H27V151H24L25 149L22 148V147L28 146V144L27 143H22L25 140H23L21 138H22V135L23 134H26L27 136H30V135L33 134V136H35ZM74 133H77V131H74ZM94 133H96V134H94ZM51 134H55V133L53 132ZM72 134H73V132H72ZM105 134H107V135H105ZM126 136H127V138L125 139ZM152 139L155 140L156 142L155 141H152ZM10 140L13 141V142L16 141V143H21V145L18 148H16V149H9L10 142H11ZM19 140H20V142H19ZM21 140H22V142H21ZM251 140L254 142V144H256V145H254L256 148L253 147V149H251V151H252L255 148V151L254 152H256V153L252 154L251 157L252 158L255 157L254 159H256V157L259 158L261 154H264V151L262 153H259L260 150H261V148H262V145H264V144L262 143V145L261 144L259 145L260 140L253 139V137H252ZM149 141L150 142L152 141V144L154 146L157 145L160 148H162V147L164 148V146H165V149H169L170 150L172 148L171 150H178L174 146L170 145L168 143V141L162 142V139H159V140L157 139L156 140L154 138H151ZM94 142H95V144L97 146H94ZM159 142H161V143H159ZM162 143H165V144H162ZM25 144H26V146H25ZM166 145H167V147H166ZM106 146L108 147V149H107ZM127 146H129V147H127ZM120 147H121V149H120ZM114 148H115V150H114ZM100 150H103V153H99ZM152 151L153 150H149V153L152 152ZM16 153H19L20 155H22L25 158H23V159L18 158L17 155H16ZM126 154H127V157H125ZM232 154H233V152H231V155ZM121 157H123V158H121ZM169 157L172 158L173 156L170 155ZM157 160L159 161V159H157ZM157 160H155L154 163ZM35 161L37 162L38 161V158L35 159ZM116 161H118V162H116ZM123 161H125V162H123ZM127 161H128V163H127ZM129 161H130V163H129ZM126 163H127V165H126ZM135 163H136V165H135ZM99 169L100 170H98L97 175H94L93 176V180L92 181L95 184L98 181L97 184L99 186H102V187H106V186L108 187L109 186L107 189H111V190L115 191L118 196H119L120 192H122V197H123V193L124 192L134 193V194H136V195L139 196V198L136 199V200H128V199L123 198L125 200L132 201V202H136V201L138 202V200L139 201H145L146 199H149V198H152V197H154V198H157L158 197V199H159V200L157 199L158 201L155 200L154 198L152 200H155V204L159 208H170L171 206L176 207V206H178L180 204V200L178 198H172L171 199L167 195L166 196L163 195V197H165V198H160V195L161 194H159V193L158 194L157 193H154L152 197H150V195H149L148 198H146L145 196L144 197L143 196H140L139 194H144V192H140L137 189H131V190L128 189L129 186H127L126 184L129 183L130 180H128L127 183L124 184L123 191H122L121 188H122V185L123 184L118 185L119 184L118 181H121V180H118L117 181V179H119L120 175L123 172L121 174H119V175H116V174L113 175V173L115 172V170H114V171H112L113 173L112 172H109L108 175H110V176L107 175V177L106 176L103 177L106 174L103 171L104 169H103L102 164H101V166H100ZM126 170H130V169H126ZM140 171L143 172L144 170L139 169V168H136L135 169V173L136 174H139ZM74 173H75L74 171L67 172V174L64 177H61L60 178L62 181L64 180L63 182L67 183V185L64 188H67L66 190H68V191H66L64 188H58L57 191L59 189H61L62 191H66L67 194H69V196L63 197L60 205L68 200V198L73 193V189H76L78 191H81L82 190V186L83 187L86 186V185L84 186V185H82V183L76 182L74 180V178H73V177H75V174ZM36 174H37V176H35ZM70 175H71V177H70ZM78 176H81V175H78ZM98 178H99V180H98ZM94 180H96V182ZM105 180H108V181L112 182V184H109V182H106ZM78 183H79V185H78ZM167 184H165V185H167ZM165 185H163V186H165ZM89 186H92V185L89 184ZM259 187H260V190H261L260 191L261 192V197L263 198V199L260 200V203H262V200H264V196H263L264 195V191H262V188H261L262 186L261 185ZM17 190H18V192H15ZM119 190H121V191H119ZM82 192H86L89 195V197H90L89 200L93 196V199L97 201V203L95 205H91L92 203L88 202V204H90L89 207L94 206L93 207V210H96L97 211V215L99 217L105 216L104 213H106L108 211L107 210V206H108L109 203H111V201H109L108 199H106L102 195L95 196L96 195V191H92L91 189H83ZM241 193H243V192H241ZM38 194H39V196L37 198H34V196H37ZM140 197H141V199H140ZM18 198H20L21 200H24V199L25 200L23 201V203H21L22 201H20V199H18ZM119 198L122 199L121 197H119ZM237 198L239 200H241V201L248 199L244 195H238ZM2 199H4V198L2 197ZM166 200L168 201V203L170 205L166 202ZM83 201L84 200H82V203H84ZM138 203H140V202H138ZM248 203L249 202H246V204H248ZM260 203H258V204L255 203L254 204L255 210L256 209L258 210V209L261 208V204ZM73 204L76 205L77 202H75ZM225 208H228V207H225ZM245 208H247V207H245ZM35 212H36V214H34ZM168 215H170V214H168ZM108 216H110V215H108ZM161 216H163V215H160V216L158 215L157 216V218H156L157 222L156 223H159V221H163V219L164 220L166 219L164 217L161 218ZM164 216H167V215H164ZM260 216H262V217L264 216V214L262 212V209L260 211ZM33 217H35V218L37 217V219H34ZM240 217L242 218V220H245L246 219V221H248V223H250V221L247 220V219H254L255 218L252 214H250V213L245 214V212L244 213H241ZM86 221H88V223H86ZM198 221L201 222L200 224L208 223L206 221H201V220H198ZM87 224H89V225H87ZM263 228H264V226H262L261 228L257 227L256 228V231H258V232H255L253 234H257V235L260 234L261 235ZM59 230H64V231L58 235L57 233H55V231H59ZM79 232H81L82 235ZM128 233H130L132 236H128L127 235ZM55 234H56V237H55ZM66 236H68V237H66ZM92 236H94V237H92ZM204 236H207V233ZM61 237H64L63 243L61 242L62 244L59 243L61 241L60 240ZM88 237H89V239H88ZM69 238L72 239V240H70ZM210 238H212V237H210ZM90 239H91V243L90 244H87L90 241ZM247 243H249V242H247ZM64 244H66V245H64ZM86 244H87V246H86ZM243 244H246V243L243 242ZM77 245H80V246L82 245V247H79ZM63 246H64V249L65 250L63 249ZM52 247L53 248L55 247V248L53 249ZM83 247H85V248H83ZM88 247H89V251H85V249H88ZM78 248H80V250ZM243 249H245V248H243ZM76 250H75V252H77ZM97 251H99V252H101L103 254H100ZM190 252H191L190 250H184L183 249L179 253L189 255ZM59 253H61V254H59ZM105 253H110V254H105ZM5 255H7V254H5ZM112 255H113L114 259H112ZM181 259H183V258H181ZM242 259L247 260L248 257L247 256H243ZM186 262L187 261H183V262H180V263L181 264H185ZM115 264H117V263H115Z\"/></svg>",
	"mask_w": 264,
	"mask_h": 264
},
{
	"label": "water",
	"instance_id": "obj_3",
	"mask_svg": "<svg viewBox=\"0 0 264 264\" xmlns=\"http://www.w3.org/2000/svg\"><path fill=\"white\" fill-rule=\"evenodd\" d=\"M123 196H124L125 198H135L134 195L129 194V193H123ZM128 222H135V220H133V219H128Z\"/></svg>",
	"mask_w": 264,
	"mask_h": 264
}]
</instances>
